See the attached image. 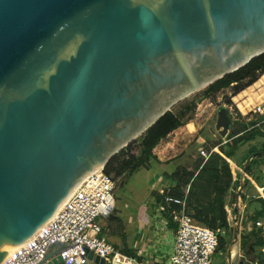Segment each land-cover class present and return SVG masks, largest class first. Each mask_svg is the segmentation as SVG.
<instances>
[{"label": "water", "instance_id": "obj_1", "mask_svg": "<svg viewBox=\"0 0 264 264\" xmlns=\"http://www.w3.org/2000/svg\"><path fill=\"white\" fill-rule=\"evenodd\" d=\"M262 53L264 0H0V263L175 103ZM76 243L36 264H106L63 262Z\"/></svg>", "mask_w": 264, "mask_h": 264}, {"label": "built area", "instance_id": "obj_2", "mask_svg": "<svg viewBox=\"0 0 264 264\" xmlns=\"http://www.w3.org/2000/svg\"><path fill=\"white\" fill-rule=\"evenodd\" d=\"M251 110L263 115L264 100L255 103ZM200 153L208 158L203 149H200ZM114 190L115 181L103 168L83 177L52 217L0 264H36L50 241L57 238L64 241L68 237L70 243H77L59 252L63 262L74 255L81 254L85 258L87 249L103 258L106 264H140L137 256L135 258L124 253L104 236L102 222L113 211ZM159 193L164 194V191L160 190ZM164 199L166 205L176 203L180 206L178 210L164 204L156 208L165 228L168 224H174L169 264H213L220 230L197 222L186 207L185 198L175 199L165 195ZM166 211L170 220L163 215Z\"/></svg>", "mask_w": 264, "mask_h": 264}, {"label": "rangeland", "instance_id": "obj_3", "mask_svg": "<svg viewBox=\"0 0 264 264\" xmlns=\"http://www.w3.org/2000/svg\"><path fill=\"white\" fill-rule=\"evenodd\" d=\"M259 79H261L262 81L261 83L258 82L256 84L257 86L251 85L246 89L240 91L239 93H235L233 84L224 87L215 93H207V85L195 90L187 97L179 100L170 108V111H173L179 116L180 121L184 123L190 122V124H192V126H190V128L194 130L191 137L192 144H201L202 147H200V149H203L206 152L207 156H209V153L213 150L215 143H217L218 141L225 142L229 140L232 130L237 128L238 123H252L254 124L252 130L261 132V135H257L252 139H247L251 135L249 132L245 133L240 136L238 140L236 139V142L232 143L234 144V146L231 147L233 154L229 159V163L235 170L236 183L233 188L225 193V208H232V215L230 217V220L231 226L235 227L231 230V226L228 225L225 229H219V246L223 242V232L228 231L229 236L235 235L233 234L236 230L235 223L237 224L240 218L239 211L243 208L242 203L243 201H246V197L241 192L239 195L240 202L236 203V190L241 183V171L244 167V164L251 153L264 150V120H260V115L262 114L254 113L251 110V107L255 103L264 100V74H262ZM250 89L253 90L249 91ZM237 95L241 96V100L239 101V103H236L234 101V97H236ZM141 138V135L138 136L134 140V143H132L131 146L127 148L124 156L121 158V162L127 160V156L137 153ZM198 138L201 139L198 140ZM200 149L199 145H194V149L184 155L183 159L176 169L179 173L177 179H171L170 175L163 176L162 190L164 191V195H167L169 192H171L172 194L177 193L176 190L174 191V188H176L178 184H182V181L185 180L186 172L195 171L197 165L201 162V160L206 159L205 156L200 153ZM254 159L255 160L251 161L250 165L248 166L249 171L247 176L245 175L244 179V186H246V184L249 182V184H247V188L251 193L255 189V186L251 185V181L252 179L254 180V178L257 176L256 174H260L262 170L261 166L264 163V154L257 155ZM111 176L115 181L114 204L111 215L105 220V235L108 239L119 246L121 250H123L129 244V241L133 238L138 243H140L139 235L143 230L137 232V229H135L134 227L126 228L125 225H123L121 219V209L125 186V184H123L124 173L120 175L112 173ZM246 179L248 182L246 181ZM255 183L260 184L263 182H261V180H259L258 178ZM218 191L219 190L215 187L211 188L212 195H214V193ZM152 192L154 193H151L150 197L145 202L146 206L144 208V211L142 212L143 218L145 219L150 216L152 212H155V209L162 204V198L158 197V193L156 194V192L158 191H156L155 189ZM178 192L180 191L178 190ZM164 200L165 199L163 198V201ZM203 206L206 207L208 205L203 203ZM176 210L178 209L176 208ZM131 220H133V216H131Z\"/></svg>", "mask_w": 264, "mask_h": 264}, {"label": "crops", "instance_id": "obj_4", "mask_svg": "<svg viewBox=\"0 0 264 264\" xmlns=\"http://www.w3.org/2000/svg\"><path fill=\"white\" fill-rule=\"evenodd\" d=\"M190 126H192L190 122L181 121L179 127L161 139L153 148V157L148 167L135 172L124 186L121 209L123 225L126 228L134 227L137 232L143 230L141 234L139 233L140 243L133 238L126 247L135 252L140 264H169L173 224H168L165 228L156 209L155 212L149 213L150 216L146 219L143 218L142 212L152 191L156 189L160 192L163 189V176L171 175L184 155L194 149V145H199V149L202 147L201 144H192L191 137L194 130ZM230 168L233 178L236 179L231 164ZM261 169L260 174H256L257 176L251 181V185L255 186L254 191L251 193L247 188L249 182L243 187L241 192L246 197V201L242 200L240 218L237 224L235 223L236 233L230 236L228 231L222 233L223 242L217 247L213 264H226L229 259L237 261L240 258L250 264H264V163ZM258 178L263 183L256 184ZM226 211L231 226L232 208L226 207ZM105 220L102 222L104 227ZM258 222L260 225H257ZM234 227L231 226V230ZM105 233V238L115 244L106 237Z\"/></svg>", "mask_w": 264, "mask_h": 264}, {"label": "trees", "instance_id": "obj_5", "mask_svg": "<svg viewBox=\"0 0 264 264\" xmlns=\"http://www.w3.org/2000/svg\"><path fill=\"white\" fill-rule=\"evenodd\" d=\"M262 74H264V53L254 57L237 71L210 83L206 91L207 93H215L233 84L235 93H239L251 85L257 86L256 84L258 82L261 83L262 80L259 79V77ZM252 90L253 89H250L249 91ZM240 100V95L234 97L236 103H239ZM260 120H264V115H260ZM180 125L181 121L179 116L173 111H167L141 135L142 138L136 154L127 156L128 159L121 162V158L124 156L127 148L134 143L133 140L106 163L103 171L110 176L112 173H116V175L124 173L123 184H126L135 172L141 168L148 167L149 161L153 157V148L161 139L165 138L171 131ZM253 127L254 124L252 123H238L237 128L232 130L229 140L215 143L214 149L209 153L208 158L205 160L202 159L203 162L201 160L195 171L186 172L185 180L182 181V184H178L176 188H174V191L176 190L177 193L172 194L169 192L167 194L175 199H183L185 197L186 207L192 213L193 217L197 222L210 229H225L229 225L225 208V193L233 188L236 183L229 163V159L233 154L231 147L234 146L232 143L236 142V139L238 140L239 137L245 133L249 132L251 134L247 139H252L257 135H261L260 131L252 130ZM254 160L255 159H252V161ZM248 171L249 168L246 170V176ZM178 176V170H175V172L170 175V178L177 179ZM212 187L219 190L215 192L214 195H212L211 192ZM178 190L180 192H178ZM157 193L158 197L162 198V204L166 207L170 209H178L180 207L176 203L166 205L163 201L165 195L159 192H156V194ZM203 203L208 206H203ZM163 215L170 220L167 211L163 213ZM122 251L137 258L134 251L127 247Z\"/></svg>", "mask_w": 264, "mask_h": 264}, {"label": "bare ground", "instance_id": "obj_6", "mask_svg": "<svg viewBox=\"0 0 264 264\" xmlns=\"http://www.w3.org/2000/svg\"><path fill=\"white\" fill-rule=\"evenodd\" d=\"M50 218H51V217H50ZM50 218H49V219H50Z\"/></svg>", "mask_w": 264, "mask_h": 264}]
</instances>
